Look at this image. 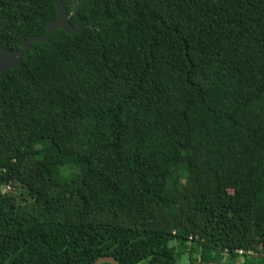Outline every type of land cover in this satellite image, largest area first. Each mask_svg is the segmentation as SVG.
Listing matches in <instances>:
<instances>
[{"label":"trees","instance_id":"trees-1","mask_svg":"<svg viewBox=\"0 0 264 264\" xmlns=\"http://www.w3.org/2000/svg\"><path fill=\"white\" fill-rule=\"evenodd\" d=\"M63 2L0 76V264H264V0ZM55 18L0 0V39Z\"/></svg>","mask_w":264,"mask_h":264},{"label":"water","instance_id":"water-1","mask_svg":"<svg viewBox=\"0 0 264 264\" xmlns=\"http://www.w3.org/2000/svg\"><path fill=\"white\" fill-rule=\"evenodd\" d=\"M57 8V18L51 20L46 32L43 35H35L25 38L19 42L17 49H10L6 47L0 39V76L4 75L8 70L17 68L22 65L25 56L31 50L33 44L40 42H49L51 36L58 29H63L70 35L78 34L83 28V24L78 23L73 25L70 21L69 10L63 0H55ZM119 264L116 258L112 256L101 257L93 264ZM208 264H225V263H208Z\"/></svg>","mask_w":264,"mask_h":264},{"label":"rangeland","instance_id":"rangeland-1","mask_svg":"<svg viewBox=\"0 0 264 264\" xmlns=\"http://www.w3.org/2000/svg\"><path fill=\"white\" fill-rule=\"evenodd\" d=\"M79 169L77 168V166L74 165H68L66 167L63 168V173L65 175V180H68L70 178H72L74 175L70 174V172H75L78 171ZM10 190V188L6 187L4 191ZM16 191H20V189H17Z\"/></svg>","mask_w":264,"mask_h":264},{"label":"built area","instance_id":"built-area-1","mask_svg":"<svg viewBox=\"0 0 264 264\" xmlns=\"http://www.w3.org/2000/svg\"><path fill=\"white\" fill-rule=\"evenodd\" d=\"M240 253H243V251L241 250Z\"/></svg>","mask_w":264,"mask_h":264}]
</instances>
